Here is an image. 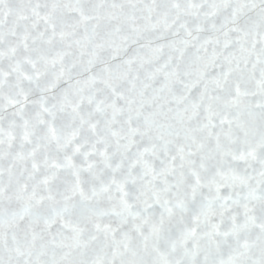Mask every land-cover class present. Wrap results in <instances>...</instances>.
<instances>
[{
  "label": "snow or ice",
  "instance_id": "snow-or-ice-1",
  "mask_svg": "<svg viewBox=\"0 0 264 264\" xmlns=\"http://www.w3.org/2000/svg\"><path fill=\"white\" fill-rule=\"evenodd\" d=\"M0 264H264V0H0Z\"/></svg>",
  "mask_w": 264,
  "mask_h": 264
}]
</instances>
